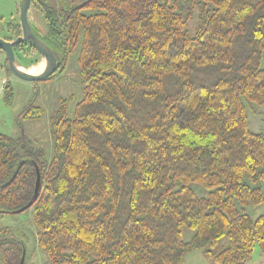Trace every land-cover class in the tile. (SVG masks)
<instances>
[{"label": "trees", "instance_id": "1", "mask_svg": "<svg viewBox=\"0 0 264 264\" xmlns=\"http://www.w3.org/2000/svg\"><path fill=\"white\" fill-rule=\"evenodd\" d=\"M61 1L32 0V27L57 72L79 50L83 97L50 117V160L0 133V212L31 200L39 169L31 208L49 264H185L194 249L245 264L257 245L264 252V215L237 205L264 203L252 186L264 181V131L247 118L264 105V0ZM7 26L5 38L21 34L19 20ZM14 48L20 65L40 55ZM24 248L0 236V264H20ZM25 264L36 263L26 254Z\"/></svg>", "mask_w": 264, "mask_h": 264}, {"label": "rangeland", "instance_id": "2", "mask_svg": "<svg viewBox=\"0 0 264 264\" xmlns=\"http://www.w3.org/2000/svg\"><path fill=\"white\" fill-rule=\"evenodd\" d=\"M45 3L61 5V0H43ZM21 0H0V25L4 30L0 35L5 37L10 35L7 24L12 21H20ZM31 21L36 19L33 10H30ZM22 34V28H21ZM13 40H15L13 38ZM79 50L70 54L65 63L64 69L57 72L54 77L48 80L30 81L22 79L11 70L5 61V55L0 52V133L12 138L24 137L35 147L44 150L46 158L53 157V147L50 133V117L55 110L66 103L70 112L75 104L83 97V87L81 84L79 66ZM38 56H35L37 58ZM34 57L24 56V64L21 65L26 70L41 72L46 66L45 60L39 55L37 62L32 63ZM23 61V58L21 59ZM20 62V61H18ZM7 79V85L3 82ZM11 86L10 94L6 96V87ZM42 109L39 117H27L23 113L24 109L30 105ZM248 125L253 132L264 131V105L255 104L253 108H247ZM253 187H262L264 181L253 183ZM199 196H207L208 190L198 184H192ZM238 208L252 218L264 215V203L261 205H247L242 207L237 203ZM195 234L192 228H185L184 238L190 241ZM14 236L24 242L26 254L29 262L36 264H49L45 252L38 246V228L34 220L33 208H29L21 213L0 212V236ZM2 262V252L0 250V263ZM185 264H216L204 256L202 249H194L186 255ZM245 264H264V252L257 245L251 259Z\"/></svg>", "mask_w": 264, "mask_h": 264}, {"label": "water", "instance_id": "3", "mask_svg": "<svg viewBox=\"0 0 264 264\" xmlns=\"http://www.w3.org/2000/svg\"><path fill=\"white\" fill-rule=\"evenodd\" d=\"M31 4H32V0H21L20 23L22 28V34H20L15 40L3 38L0 36V50H2L5 53L8 59L9 70H11L13 73L21 77L22 79L30 80V81H41V80H45L46 78H49L50 76H52L54 73L57 72V70L60 67L61 60L56 54L55 50L51 48L49 45H47L34 32V29L32 27V21L29 16L31 10ZM23 42H27L31 46H33L42 56V58L45 60L46 66L42 72L38 74H32L28 71L20 69L21 65L18 62V58L14 46L16 44H20ZM16 174L14 175V177L16 176ZM41 187H42L41 173L40 170L37 169L36 186L31 200L26 205H24L23 207L17 210L1 211V212L21 213L31 208V206L35 203V201L37 200L40 194ZM25 261H26V249L24 248L20 264H25Z\"/></svg>", "mask_w": 264, "mask_h": 264}, {"label": "bare ground", "instance_id": "4", "mask_svg": "<svg viewBox=\"0 0 264 264\" xmlns=\"http://www.w3.org/2000/svg\"><path fill=\"white\" fill-rule=\"evenodd\" d=\"M44 68H45V66H44ZM44 68H43V69H44ZM20 69L25 70V71H28V72H30V73H32V74H38V73H40V72H33L31 69H30V70H29V69L26 70V69H24L22 66H21ZM42 71H43V70H42ZM42 71H41V72H42Z\"/></svg>", "mask_w": 264, "mask_h": 264}, {"label": "built area", "instance_id": "5", "mask_svg": "<svg viewBox=\"0 0 264 264\" xmlns=\"http://www.w3.org/2000/svg\"><path fill=\"white\" fill-rule=\"evenodd\" d=\"M3 82L6 84V82H7V79H3Z\"/></svg>", "mask_w": 264, "mask_h": 264}]
</instances>
